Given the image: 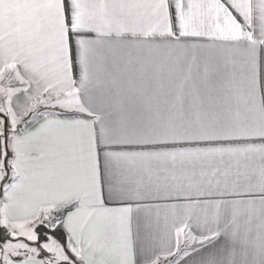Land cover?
Wrapping results in <instances>:
<instances>
[{"label":"snow or ice","instance_id":"1","mask_svg":"<svg viewBox=\"0 0 264 264\" xmlns=\"http://www.w3.org/2000/svg\"><path fill=\"white\" fill-rule=\"evenodd\" d=\"M0 264H264V0H0Z\"/></svg>","mask_w":264,"mask_h":264}]
</instances>
